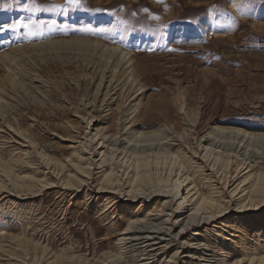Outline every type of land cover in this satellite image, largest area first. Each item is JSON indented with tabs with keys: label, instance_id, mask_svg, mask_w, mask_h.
Segmentation results:
<instances>
[{
	"label": "rangeland",
	"instance_id": "1",
	"mask_svg": "<svg viewBox=\"0 0 264 264\" xmlns=\"http://www.w3.org/2000/svg\"><path fill=\"white\" fill-rule=\"evenodd\" d=\"M17 20L0 264H264V0H0Z\"/></svg>",
	"mask_w": 264,
	"mask_h": 264
},
{
	"label": "bare ground",
	"instance_id": "2",
	"mask_svg": "<svg viewBox=\"0 0 264 264\" xmlns=\"http://www.w3.org/2000/svg\"><path fill=\"white\" fill-rule=\"evenodd\" d=\"M136 104V103H135ZM138 106V105H137ZM136 105H135V109H136V107H137ZM142 113V112H141ZM207 113V112H206ZM206 113L204 114L203 113V115H202V119H201V124L204 126V124L205 125H208L209 126V128H211L210 126H214L213 128H215L217 131H219L220 133H222V129H220V127H218V126H216L213 122H211V120H210V117L209 116H207L206 115ZM143 114H146V110H144V112H143ZM127 118H128V116H127ZM93 119V118H92ZM212 119V118H211ZM127 120V119H126ZM125 120V121H126ZM132 119H129L128 121H127V123H125L123 126H125L126 124H128V126L129 127H132V126H134V122L135 121H131ZM97 122H95V124H96ZM131 125V126H130ZM141 125V124H140ZM202 126V127H203ZM202 127H199V129L200 128H202ZM140 130V129H139ZM100 131H101V129H99L98 127H96V129H95V135L96 136H98L99 135V133H100ZM118 133H119V131H117ZM139 133H140V131H138ZM111 133V132H110ZM116 133V132H115ZM140 134H142V133H140ZM144 134V133H143ZM115 135V134H114ZM252 136V135H251ZM117 140V139H116ZM210 141V140H209ZM115 142H117V141H115ZM120 143V142H119ZM121 144V143H120ZM259 144H260V142H259ZM116 145H117V143H116ZM260 146H261V144H260ZM236 147V146H235ZM115 152L114 151H112L111 152V155H110V158H109V160H113V154H114ZM176 159V158H175ZM111 163H112V161H110ZM141 161H139L138 159H136V164H137V166H148L149 164H150V161L148 160V159H144L143 160V163H140ZM160 162V160H155V163H159ZM165 163H166V161H165ZM112 166V165H111ZM113 167V166H112ZM260 168H262V166L260 167ZM111 169V168H110ZM166 179L168 180L169 178H171V175H170V173L169 174H167L166 176ZM174 181L172 182V185H173V188H174V190H175V192L176 191H179V189H180V185H178L177 184V180L179 179L178 177H176V175H174ZM135 180H139L140 179V177L139 176H137V174H136V178H134ZM172 181V180H171ZM262 181H264V176L261 178V177H259V179L255 182V186L256 187H263L262 186V184L260 183V182H262ZM264 184V183H263ZM181 194H183V191L181 192ZM183 197V199L185 200V201H188V200H186V198H187V196L186 195H183L182 196ZM209 202V199H208V197H206V196H204V195H200L199 197H197L196 199H194L193 200V204H194V206L195 207H200L202 204H204V203H208ZM193 206V207H194ZM165 232V231H164ZM56 255V254H55ZM59 257H60V254H58V256H56V261H58V260H60L59 259ZM62 257V256H61Z\"/></svg>",
	"mask_w": 264,
	"mask_h": 264
},
{
	"label": "snow or ice",
	"instance_id": "3",
	"mask_svg": "<svg viewBox=\"0 0 264 264\" xmlns=\"http://www.w3.org/2000/svg\"><path fill=\"white\" fill-rule=\"evenodd\" d=\"M78 3H79V0H66V4L67 5H75V4H78ZM60 10H61L60 6H56L53 9H49V11H60ZM63 11H67V8H64ZM54 25H55V21H53L52 23L48 24L47 28L49 30H51ZM18 27H21V28H24V29H30L31 25L28 24V23H22L21 21L17 20V21H14L11 24H5V25L0 26V33L7 32L9 29H15V28H18ZM37 27L40 29V32L42 34L43 33V28H44L43 23L41 22V24L38 25ZM29 34L30 35H35L34 32H29Z\"/></svg>",
	"mask_w": 264,
	"mask_h": 264
}]
</instances>
